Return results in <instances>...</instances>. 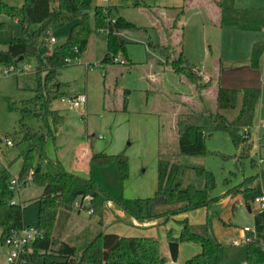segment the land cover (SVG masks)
<instances>
[{"label": "rangeland", "instance_id": "rangeland-1", "mask_svg": "<svg viewBox=\"0 0 264 264\" xmlns=\"http://www.w3.org/2000/svg\"><path fill=\"white\" fill-rule=\"evenodd\" d=\"M0 1L12 7H21L24 2V0ZM234 5L240 8L264 7V0H234ZM96 6L109 7L112 20L121 17L137 27L147 28L146 41L143 40L142 43L125 42L123 50L120 49L115 55L124 61V64L111 61L101 62L106 53L107 42L106 31L95 26ZM87 19L91 34L86 50L78 59L61 68L54 79V82L61 84V91L66 94H85L84 106L86 107L74 110L66 108L67 105L62 100L53 102L50 108L56 113L58 111L55 109L59 106L64 108L62 118L57 125H54L52 120L43 114L35 116L29 107L23 105V101L32 98L35 94L32 77L36 67L42 63L49 49L65 42L70 27L78 20L66 24H54L44 31L42 38L46 44L40 50L39 60L27 57L19 61L16 66L28 69L22 75L4 74L3 70L8 68H0V170L7 171L11 177H17L24 161V154L30 153L33 155V168L39 164L42 171L54 174V162L58 159L61 166L68 171L71 167L70 162L77 153L76 150L86 144L91 146L93 153L124 154L127 157L128 178L123 188L125 199H148L155 196L157 157L161 153L171 156L173 162L202 166L212 173L215 181L212 196L219 197L229 189L238 186H240V192L235 195L229 194L219 202L192 210L188 214L176 213L166 219L164 217L153 219L152 221H157L156 225L147 228L132 227L133 217L112 201L105 202L101 217L93 213L88 215L89 198L85 197L84 206L80 209L74 205L75 202L80 201L79 199L75 200L70 209L58 208L50 229V238L53 241H64L77 249H82L99 230L113 231L126 236L144 235L159 241L161 253L166 257L165 264H183L199 252L200 246L195 243L181 242L177 260L173 262L169 259L167 243L168 235L173 238L179 236L178 221L185 216L190 225L203 226L196 231L207 232V235L215 242L223 243L232 236L234 230L240 227L251 228L250 214L245 202L264 194L262 182L257 178L259 173L262 175L264 172V163H256L257 150L261 151V155L264 156V59L257 68H252L248 58L249 51H246L247 56H245L244 50L248 41L254 38L257 42L256 49L264 53V32H240L232 27H222L219 42L216 36L207 42L211 50L209 60L212 59L211 53L214 57L218 56L219 51L221 70H224L225 75L234 78L228 82L234 85L232 89L253 85L261 90L252 127L249 129V138L252 142L249 156L254 163L248 158L240 164L237 162L239 151L233 145L230 136L221 131L206 138L207 154L173 157L178 150L176 134L178 118L181 115L205 110L200 109L199 98H204L206 105H209L208 108L214 109V99L211 102L210 95L202 96V92L212 82H210V77L209 81H205L196 75L201 87L196 88V85L192 84L194 98L188 101L180 99L181 93L190 96L192 91L188 89L187 84L177 83L173 75L165 72L161 64H158L159 58L164 59L163 56L160 57L158 50L167 51L166 46L156 48L157 50L152 47L148 49L147 46H152L151 42L156 41L155 31L150 28L151 20L148 12L131 7L122 0H91ZM205 20V16L194 9H186L182 17L186 35L183 46L185 44L187 47L184 55L191 67L200 68L196 58L199 56L201 46L202 54L206 50L208 52L206 43H202L197 33L198 26ZM0 22L5 24V30L13 37L24 36L22 27L16 20L0 15ZM39 27L37 24H31L26 29L28 33H33L38 31ZM49 38H54L55 42L49 43ZM231 57H236L232 59L240 62L223 65V61ZM203 69L207 74L206 69ZM238 78L245 82H236L235 79ZM145 87L149 90H140ZM124 90H128L129 94L123 95ZM125 99L127 111L123 112L121 107ZM177 108L179 111L176 113ZM232 111L228 110L226 115L232 117L234 114ZM150 113L151 115H148ZM33 134L43 135L44 141L40 143L39 139L32 136ZM99 136L102 138L100 139ZM4 139L10 140L12 146L5 145ZM86 145L84 147H87ZM250 177L256 178L250 182L251 188H248V180L244 182L243 180ZM42 193L43 188L31 182L21 186L19 192H14L13 201L23 208L25 228L37 225L38 204L35 201ZM233 199L236 200L234 209L231 208ZM238 199L242 202L241 204L237 202ZM177 207L178 205H159L155 207L154 212L161 215L166 210ZM229 222L235 228L234 230L230 229ZM27 251L26 256H20V261L15 264H44L42 256L33 255L30 247ZM8 253L9 248L0 242V264H12L7 261Z\"/></svg>", "mask_w": 264, "mask_h": 264}, {"label": "trees", "instance_id": "trees-1", "mask_svg": "<svg viewBox=\"0 0 264 264\" xmlns=\"http://www.w3.org/2000/svg\"><path fill=\"white\" fill-rule=\"evenodd\" d=\"M221 11L220 25L234 26L241 30H259L264 27V10L237 9L234 0H218ZM91 0H24L21 7L8 6L0 1V15L16 20L24 32L21 38L13 37L5 30V24L0 22V68L16 67L19 58L34 57L39 60V53L46 41L42 33L54 24H66L75 20L64 43L54 46L33 72L32 82L34 96L23 101L35 116L45 115L57 125L61 116L50 107L53 102L64 99L67 94L61 91V84L54 82L58 71L69 65L68 61L78 59L85 51L91 28L88 23V10ZM134 7L145 6L139 0ZM110 11L102 6L94 10V22L98 29L106 31L107 48L102 63H108L120 49L123 42L118 32L134 28V24L118 18L110 19ZM183 9H177V16ZM259 14H261L259 16ZM252 22V23H251ZM39 25V30L27 32V26ZM3 47V48H1ZM261 50L254 47L251 67L256 68ZM172 71L185 77L196 88L201 87L199 79L192 72V67L185 66L186 60L182 53L165 62ZM22 75V74H20ZM18 76V75H16ZM208 83V82H207ZM207 83L205 85H207ZM242 95L241 106L232 120H227L220 111L233 110L236 107L238 95ZM261 92L256 87H244L241 90L218 86L214 101V109H205L197 113L181 115L176 122L178 156H200L208 152L205 140L215 132H226L239 151L238 163L251 157L249 152L252 142L249 136L242 138L243 129L252 125L255 106ZM125 100L123 110H125ZM33 137L44 141L43 135L33 134ZM211 154V153H209ZM33 155L24 154V161L17 176L21 186L26 184L27 176L31 174V183L43 188L42 195L35 201L38 204V222L36 227L42 231V237L30 246L31 253L42 256L44 264H165L166 257L162 255L159 241L151 237L119 236L115 233L99 231L82 249H77L64 241L56 242L50 238L59 207L70 209L79 199L89 198L88 208L101 217L106 201H112L124 209L138 222L153 220L159 217L186 213L207 207L219 199L240 192V186L229 189L221 196H212L215 181L212 173L202 166L183 165L171 161V156L158 154L157 157V189L155 196L148 199L129 200L123 197L124 183L128 178V159L124 154L107 155L91 153L88 161V178L67 172L59 162L54 163L55 173L42 171L39 164L32 167ZM251 162L254 163L253 159ZM191 175V176H190ZM264 176V172H262ZM10 174L0 170V242L12 232L24 228L23 208L13 202L14 193L9 189ZM189 178V179H188ZM253 178H247L251 181ZM159 205L176 206L159 215L154 212ZM179 236L168 235L169 259L177 260L181 242L195 243L200 246V252L187 259L183 264H264V245L258 240L232 246L214 242L206 232H198L202 226H192L186 218L178 221ZM51 251V253H49ZM59 259V260H56Z\"/></svg>", "mask_w": 264, "mask_h": 264}, {"label": "crops", "instance_id": "crops-1", "mask_svg": "<svg viewBox=\"0 0 264 264\" xmlns=\"http://www.w3.org/2000/svg\"><path fill=\"white\" fill-rule=\"evenodd\" d=\"M122 1H124L127 5L134 7L133 3L136 0H122ZM217 1L218 0H139V2H142L145 6L136 7V8H140V9L149 13L150 20H151V23H150L151 27L150 28H152L155 31V40L156 41L154 43L151 42L152 46L148 45L147 46L148 49H149V47H152V49L157 50L160 47L166 46L167 51H164L163 49L158 50L159 53L161 54L160 57L161 56L164 57V59H161V58L158 59V61H157L158 64H161V66L165 72L167 71V72L171 73L177 83L187 84L188 89H190L192 91V93H190L191 94L190 96L181 93L180 99L182 101H188L191 98H194V96L192 95L194 93V90H193L194 86L192 84H190L185 79V77L176 75L172 71L170 66H168L165 62H166V60H170L173 57H176L179 53H182L184 59L187 62V58L184 55V51L186 52L187 47L185 46V44L183 46V41L186 40V35L184 34V27H183V23H182V17L185 14L186 9L197 10V12L199 14H201L202 16H205V19H206L205 21H202V23L198 26L197 33H198L199 39L202 41V43H206L205 45L207 46L208 52L206 50V52H203V54H202V46H201V50L199 51V56L196 58V62H197V64L200 65V67L206 69V71L208 72L207 73L208 76L211 78L210 82H212V84L207 86L206 90L204 92H202V96L206 95V94L211 96V102L213 101V99L215 101L216 89L218 86L225 87V88H233L234 87V85H232V84L230 85L228 83V82H230V80H234V78H230L229 76L225 75L224 70L223 71L221 70L222 63L220 61L221 55H220L219 51H218V56L212 57L213 54L211 53L210 57L212 59L209 60L208 56H209L211 50H210L207 42L210 40H213L212 38H215L214 36H216V38H217L216 40L219 42L220 31H221L222 27H232L236 31H240V32H253V31H255V32L257 31L258 33L264 32V27H261L259 30H250V31L248 30V31H246V30L238 29L234 26L220 25L221 11H220L219 7L217 6V3H216ZM104 8H106L110 11L109 7H104ZM178 8H182L183 13H182V15H180V17L176 21V24L173 25V22L177 16V9ZM235 8H237V9H254V10H258V11L264 10V7H262V6L250 7V8H240V7L235 6ZM260 15L261 14H259V16ZM146 29H147L146 27L135 26L132 29L121 30L118 32L117 35L122 40L123 44L125 42L142 43L143 40H145V41L147 40L145 33H148V31ZM198 30H199V32H198ZM254 40H255L254 38L251 39V41L249 40L248 43L245 45V50H244L245 56H247L246 51L247 50L249 51V57L248 58H249L250 65H251V58L253 55V50H254L255 45L257 44V42H255ZM106 42H107V40H106ZM232 58H236V57H231V58L225 59L223 61V65L225 63L240 62V61L234 60ZM245 59H247V57H245ZM262 59H264V53L261 54L257 67L261 63ZM188 65L190 66L189 63H188ZM192 67H194V66H192ZM152 78L155 81V78L154 77H152ZM235 81L240 82L243 80L238 78V79H235ZM243 82H245V81H243ZM244 87H254V86L253 85L252 86L251 85H244L239 90H241ZM140 90H147L148 91L149 89H148V87H145L144 89H140ZM260 92H261V90H260ZM122 93H123V95H127V94H129V91L124 90V92H122ZM76 95H78V94H73V95L67 94V97H73ZM191 96H193V97H191ZM260 97H261V95H260ZM241 100H242V95L239 94L237 97V100H236V107L232 111L234 113L232 115V117H228L226 115V112L228 110H221L220 113L223 116H225V118L227 120H229V121L232 120L237 115V113L240 109ZM259 100H260V98H259ZM125 101H126V99H125ZM198 101H199L200 109H202V110L206 109V108L209 109L208 108L209 105H206V102H205L206 100L204 98H202V99L199 98ZM123 104H124V101H123L122 107H121L122 111L124 112V111H127V109H126L127 105L125 102L126 107H125V110H123ZM257 104H258V102H257ZM257 104L255 106V109L257 107ZM192 106L194 107V104H192ZM68 107L69 106L67 105L66 108H68ZM82 107L80 109H83ZM85 107L86 106H84V108ZM55 110L58 111V115L61 116V118H62L64 108L59 106V108H56ZM110 110H112V109H110ZM177 111H179L178 108L175 110V112L177 113ZM154 113H156V112L154 111ZM148 115H151V113ZM251 127H252V125H251ZM249 129H248V133L250 136ZM99 138L101 139L102 137L99 136ZM84 146L78 148L77 149L78 151L76 150L77 153H76V155L73 156L72 162H70V166H71L70 170H68V171L66 170V171L70 172L72 174L78 175L80 177H83V178H88V174H89L88 173V161H89L90 155L92 153V149H91V146H89V145H86L87 147H84ZM257 151H258L257 153L261 155V151H259V150H257ZM55 162H59L58 159H56ZM255 178L256 177H254L251 181H248L249 182V185L247 186L248 188H251L250 182L254 181ZM257 178L260 179V181L262 182L261 183L262 188H264V176L260 175V173H259L257 175ZM245 180L246 179H244L243 182ZM39 197H37V198H39ZM37 198H36V200H37ZM224 198L225 197L219 199V201L224 199ZM253 198H251V200L249 202H245L246 209L250 214V224L252 225L251 228L250 227H240V228L234 230L235 228H233L232 224L229 222L228 224L230 225V229L234 230V231L232 230L233 231L231 234L232 236L229 237L223 243L221 241H217L216 243H220L223 245H231V242L234 240H238V241L242 242L245 238H250L251 240H258L262 245H264V209H259L255 204H253L252 203ZM238 200H237V202H238ZM219 201H217V202H219ZM83 202L84 201L82 200V204H83ZM235 202H236V200L233 199V202L231 203L232 209L235 208V206H234ZM185 214H188V212H186ZM88 215H90V214H88ZM184 218L187 219L186 216ZM156 222L157 221H152V220L151 221L138 222L135 219H132L131 220V226L137 227V228L138 227L147 228L149 226L156 225ZM109 223H110V221H109ZM158 224H160V223H158ZM198 226H201V225H198ZM109 227H111V225H109ZM243 228H249L250 230L244 231ZM99 231H102L104 233H114L113 231H105V230H99ZM115 234H117L119 236H126V235H120L118 233H115ZM206 234H207V232H206ZM127 236L146 237L144 235H127ZM199 252H200V250H199Z\"/></svg>", "mask_w": 264, "mask_h": 264}, {"label": "built area", "instance_id": "built-area-1", "mask_svg": "<svg viewBox=\"0 0 264 264\" xmlns=\"http://www.w3.org/2000/svg\"><path fill=\"white\" fill-rule=\"evenodd\" d=\"M113 21V20H112ZM49 43H54V38L48 39ZM76 60V59H75ZM74 61V60H73ZM73 61H68L69 63H72ZM112 63H122L125 62L120 60L117 56H114L111 58ZM28 71V69H24L23 67L17 68V67H11L8 69L3 70L4 74H23V72ZM192 72L197 75L198 77L202 78L205 81H209V76L206 74L204 69L202 67H192ZM63 102H65L71 109H80L86 102V97L84 94H78L73 97H66L62 99ZM240 136L242 138H245L249 136L248 129H243L240 133ZM4 144L7 146H12V142L8 139L3 140ZM256 163L262 164L264 163V156L258 154L256 157ZM31 174L30 173L26 178V184L31 182ZM9 189L14 192H19L20 185L18 183L17 177H12L9 184ZM14 202V201H13ZM238 203L241 204L242 202L238 200ZM252 203L255 204L259 209H264V194H262L259 197H254L252 199ZM75 207L77 209L82 208L84 205L82 204V201L75 202ZM92 210H88V214H91ZM244 231H249V228H243ZM42 237V231L39 230L37 227H31V228H22L19 231L12 232L9 236H7L4 239V245H6L9 248V253L7 255V261L9 263L15 264L20 261V256H26L27 248H29L33 242H35L37 239H40ZM252 240L250 238H245L242 242L238 240H234L231 242V245L233 246H240L246 243L251 242Z\"/></svg>", "mask_w": 264, "mask_h": 264}, {"label": "water", "instance_id": "water-1", "mask_svg": "<svg viewBox=\"0 0 264 264\" xmlns=\"http://www.w3.org/2000/svg\"><path fill=\"white\" fill-rule=\"evenodd\" d=\"M21 60H23V58H22V57H20V58H19V61H21ZM185 66H186V67H188V66H189L187 62L185 63Z\"/></svg>", "mask_w": 264, "mask_h": 264}]
</instances>
